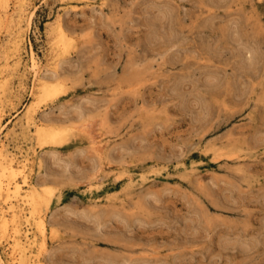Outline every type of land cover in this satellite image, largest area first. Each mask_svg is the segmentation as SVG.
<instances>
[{
	"label": "rangeland",
	"instance_id": "obj_1",
	"mask_svg": "<svg viewBox=\"0 0 264 264\" xmlns=\"http://www.w3.org/2000/svg\"><path fill=\"white\" fill-rule=\"evenodd\" d=\"M22 15L17 26L0 14L11 86L0 140L30 152L31 182H55L39 187L41 213L55 223L45 264H264V0H27ZM8 41L18 48L3 49ZM31 53L42 69L63 59L65 70L36 121L76 120L70 107L82 100L87 137L70 133L54 146L68 172L25 127L37 87L31 72L24 83L20 75ZM106 141L113 170L90 186ZM177 160L196 162L203 181L181 177ZM143 168L144 184L128 180ZM107 196L117 206L86 205ZM10 242L0 239L4 259Z\"/></svg>",
	"mask_w": 264,
	"mask_h": 264
},
{
	"label": "bare ground",
	"instance_id": "obj_2",
	"mask_svg": "<svg viewBox=\"0 0 264 264\" xmlns=\"http://www.w3.org/2000/svg\"><path fill=\"white\" fill-rule=\"evenodd\" d=\"M26 2L27 0H16L14 7L9 10L7 0H0V14L2 18L5 21L14 22L18 26L23 16L22 13L24 11ZM62 21V15L60 14L55 18L54 21L56 24V44L60 47V55H64L67 52V47L70 41V36L66 34V30L63 27ZM18 44L19 42H14V45L16 46H12L13 44H9L8 41L3 45L4 47L2 44L1 46L3 49H10L12 46L16 50V48H18ZM29 59L31 63L30 66H28L29 70L27 68L22 70L20 75V83H24V80L26 79V73L28 71L31 72L33 76V83L35 87H37V90L32 92V94L35 93V95L38 96L34 97L33 105H30V107L26 109L25 127L28 130L29 127H33L32 132L34 133L35 139L38 141L39 145L42 147L48 144L51 145V148L47 150L51 166L62 164L64 171L68 172L69 168L71 169V163L69 162V159L61 156L59 152L55 150L54 146L59 144L64 137H67V135L69 136L70 133L71 135L74 134L75 136L79 135L87 137L86 132L88 131L87 123L85 122L86 119L83 120L82 118V100L79 99L70 107L76 113V120L70 119L68 115H64V117L60 120L51 119L48 117V115H45L42 119L36 121L33 114L35 112L34 108L38 106V103L46 98H55L57 94L60 93V91L57 89L64 82L61 80L62 73L65 71L63 68L64 61L63 59H60L56 63L51 64L49 67L42 69V67L39 65V62L33 56V53H31ZM3 72L4 70L0 69V113L3 103L6 101V99H9L11 95L10 81L5 75L2 76ZM75 123H78V125ZM25 135L26 134L24 133V136ZM104 144V153L99 154L100 160L96 167L93 168V172L90 174V176H88V180L91 181L90 186H100L101 171L103 169L105 170L107 166H109V172L113 170V167H110V162H113V160L110 158L109 142L106 141ZM8 145L9 144L4 140H0V239L7 236L10 237L11 242L9 247L10 253L6 259L0 256V264H45L47 261L45 260L47 256L46 254H49L50 251L47 247L48 238L46 236V232L48 227H51L53 223L41 213L42 210L40 209V202L43 200V198L41 199L39 187H41L42 190L48 188L53 189L54 187L52 184L55 182L50 178H47L45 181L41 182H31L27 172V167L30 160V152L26 151V154L23 156L17 155L13 153L11 149H9ZM14 148L20 149L18 142L14 143L12 149ZM210 149L215 152L216 147H211ZM32 153H34V151H32ZM32 160L38 164L39 170L43 169L44 163L39 155L34 153ZM173 168L176 170V172L181 173V177H194L199 182L203 181L202 172L200 171L199 165L196 162L186 164L182 160H177L174 163ZM120 171H122L121 175L125 172L124 168H120ZM143 172H145L144 168L139 172H135L137 173L134 175L135 177L131 174H128L127 178L130 182L138 180L139 185H142L145 182V176ZM74 178L76 177L71 175L69 177V179ZM88 180L87 177H84V181L87 182ZM104 198L105 199L103 201L93 198L92 200L88 201L86 205L88 204L90 208H96L102 204L113 206L118 203L116 197L107 196ZM23 225H27V228H23ZM51 229L53 230V228ZM53 240L56 241L57 239L53 238ZM34 248H36V250Z\"/></svg>",
	"mask_w": 264,
	"mask_h": 264
}]
</instances>
